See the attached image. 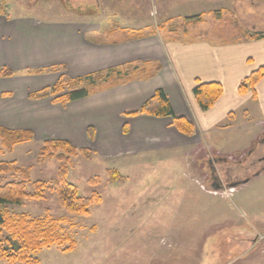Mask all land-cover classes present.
<instances>
[{
	"label": "rangeland",
	"instance_id": "374dc122",
	"mask_svg": "<svg viewBox=\"0 0 264 264\" xmlns=\"http://www.w3.org/2000/svg\"><path fill=\"white\" fill-rule=\"evenodd\" d=\"M69 2L74 10L67 9L61 0H0V10L3 17L10 19L85 24L89 30L85 35L96 42L135 41L165 34L183 43H227L246 31L244 27L250 18L260 26L258 31L264 32L263 2L246 3V10L256 13L249 18L236 13L233 0H101L98 9L91 1L88 10L81 0ZM197 16L202 21L197 22ZM150 68L153 65L149 62H135L91 74V79L80 86L91 95L75 105L76 102L53 103L56 97L72 91L68 86L59 95L41 99L30 96L52 87L62 76L68 80L85 76L73 78L59 65L11 71L10 83L18 87L13 89L12 98L23 101V105L14 108L23 106L17 110L23 115L12 116L3 127L30 131L32 140L11 151L0 142V161L29 170L27 192L33 193L32 184L37 181L45 183L47 189L43 201L24 202L5 210L12 216L53 222L59 234L74 241L71 252L54 246L42 250L37 254L39 264H167L168 260L171 264H199L200 259L202 264H219L226 258L227 264H264V170L257 173L264 166V161H258L264 155V143L260 144L264 138V118H259L252 107L244 108L227 121L238 129L196 136L186 146L163 151L123 152L137 141L129 129L117 130L116 124L107 137L110 141L103 129L102 135L98 130L101 140L97 139L95 129L92 131L101 122H94L84 112L97 106H92L93 97L137 79L147 81L149 75L155 77L159 67ZM46 69L53 72L46 74ZM36 71L43 73L33 74ZM53 75L54 82L49 79L47 84L45 79L43 83L35 79ZM21 77L28 78L26 92L19 88ZM4 99L6 96L0 97L1 102ZM255 100L256 95L252 101ZM52 140H69L74 148L93 152L89 160L70 159L66 177L80 196L100 197L101 203L91 206L87 217L69 214L58 205L53 190L59 163L55 157L41 160L38 156L42 143ZM146 147L137 146L140 150ZM252 149L255 152L245 163L233 164ZM218 158L226 163H218ZM207 162L218 171L220 179H228V184L234 179L255 176L245 184L217 190L211 186ZM110 170L117 171L125 182L109 183ZM18 178L7 176L5 180ZM0 264L7 263L0 260Z\"/></svg>",
	"mask_w": 264,
	"mask_h": 264
},
{
	"label": "crops",
	"instance_id": "0c3cea01",
	"mask_svg": "<svg viewBox=\"0 0 264 264\" xmlns=\"http://www.w3.org/2000/svg\"><path fill=\"white\" fill-rule=\"evenodd\" d=\"M233 2L236 13L249 18L255 17L256 13L248 12L246 3L261 4L264 0ZM258 27L260 26L251 22L250 18V23L244 28L248 33H264L259 32ZM88 31L85 24H49L32 18L10 19L1 15L0 71L40 70L59 65L66 69L69 76L77 78L135 62H149L153 65L150 69L159 67V72L153 79H137L123 87L102 92L93 97L92 106H97L84 110L94 122L101 121L91 129H95L97 135L98 130L102 135L103 129L108 141L113 124H116L117 130L121 127L129 129L137 143L130 148L125 147L122 150L125 153L175 149L186 146L184 144L196 136L228 133L238 128L227 124V121H231L248 106L254 109L259 118H264V78L255 86V101H252L251 92L244 95L237 92L245 78L264 66V39L244 42L239 35L227 43L213 44L204 40L183 43L164 36L165 34H156L154 37L135 41L96 42L85 35ZM54 76L35 79H39L41 83L45 79L47 84L49 79L54 82ZM18 79L21 81L19 88H24L26 92L28 78ZM195 80L201 83H219L223 88L221 98L206 112L200 111L192 95ZM10 82V78L0 77V97L6 96L5 101H0V127H5L6 121L12 116L23 115L17 111L23 109V106L14 108L18 104L23 105V101L21 98L19 102L13 100V89L18 87L14 88ZM158 89L166 94L175 116L192 123L195 129L192 137L178 133L170 118L125 117V114L139 110ZM78 102L81 101L73 105ZM230 113L234 115L227 119ZM96 116L100 118L95 119ZM112 121L114 122L110 125ZM98 138L102 139L99 135ZM138 145L147 147L140 150ZM115 148L119 150V147ZM168 261L165 263L171 264V260ZM227 261L229 258L219 264H227ZM199 264H202V259Z\"/></svg>",
	"mask_w": 264,
	"mask_h": 264
},
{
	"label": "trees",
	"instance_id": "16d2710c",
	"mask_svg": "<svg viewBox=\"0 0 264 264\" xmlns=\"http://www.w3.org/2000/svg\"><path fill=\"white\" fill-rule=\"evenodd\" d=\"M0 15L2 12L0 10ZM200 22L201 16L194 17ZM240 39L244 42L260 41L264 39V33L240 34ZM158 71V70H157ZM52 69H46L44 73H52ZM43 71H36L33 74L41 75ZM13 72L1 69V78H10ZM99 76H97L98 78ZM154 75H149L146 80H151ZM264 78V66L252 72L245 78L238 87V94L244 95L252 93L255 99V86ZM91 79V75L77 80H68L67 77H60L52 87H47L32 94L30 97L41 99L48 95H59L65 86L72 91L60 95L53 100L55 104L65 105L83 100L89 97L90 91L85 87H80L84 82ZM92 84L94 82L91 81ZM194 100L202 112L210 110L223 95V88L219 83H201L195 80L192 89ZM234 114L230 113L227 119ZM137 116H147L152 118H170L172 126L178 133L186 137H192L195 129L192 123L184 118L175 116L169 100L163 90L158 89L153 96L146 100L139 110L125 114V117L133 118ZM32 140L30 131H10L0 128V142L8 151L17 145L29 143ZM39 159L49 160L56 158L59 163L57 171V181L54 193L60 208L67 213L81 217L89 216V208L101 203L98 195L93 194L90 198L82 197L77 193L76 188L66 181L69 171L70 159L82 157L91 159L93 152L88 149H76L68 141L52 140L45 141L38 153ZM109 183L122 185L125 179L114 170L109 172ZM7 176H18V180L7 181ZM29 170L14 167L11 163L0 161V260L7 264H39L37 254L50 247L62 248L63 252H71L75 243L69 237H65L56 231L53 222L40 219H29L25 216H12L5 208L11 206H21L24 202L43 201L44 192L47 189L43 182L32 184L33 193L27 192L29 184Z\"/></svg>",
	"mask_w": 264,
	"mask_h": 264
},
{
	"label": "flooded vegetation",
	"instance_id": "af4514ba",
	"mask_svg": "<svg viewBox=\"0 0 264 264\" xmlns=\"http://www.w3.org/2000/svg\"><path fill=\"white\" fill-rule=\"evenodd\" d=\"M61 1H63L64 6H67L68 7V8L66 7L67 9L74 10V8L72 6H70L69 0H61ZM64 1H65V3H64ZM81 1H83V3H84L83 6L86 8V10H88L89 8H91L90 7V2L91 1L94 3V8H97V9L100 6L99 3L101 2V0H81ZM66 3H68V4H66ZM263 143H264V138L261 140L260 144H263ZM254 152H255L254 149L250 150L249 153L246 155V157H243L240 161L233 162V164L235 165V164H238L240 162L241 163H243V162L245 163L247 161L248 157L252 153H254ZM216 161L218 163H223V164L226 163V160L223 159V158H218V160H216ZM258 161H264V155ZM250 164L253 165L254 163H250ZM207 165H208L210 180L212 181L211 186L213 188L217 189V190H225L226 187H229V186H230V188H233L237 184H239V185L245 184V183H247L251 179L252 176H255V175L252 174L249 177L246 176V178L243 179V180H240V179H234V181H231L230 180L232 183L231 184L230 183L228 184L227 183L228 182V179L225 176H223V178H224L223 179L224 181H223L222 179H220L221 177L219 178L218 171L216 169H214L213 167H211L209 162H207ZM259 169L260 170H258L257 173H259L260 171H263L264 170V166L261 167V168H259Z\"/></svg>",
	"mask_w": 264,
	"mask_h": 264
}]
</instances>
